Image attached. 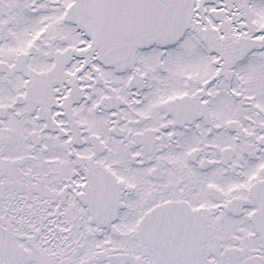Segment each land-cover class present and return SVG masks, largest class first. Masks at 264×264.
<instances>
[{
	"label": "snow or ice",
	"instance_id": "6c2138e0",
	"mask_svg": "<svg viewBox=\"0 0 264 264\" xmlns=\"http://www.w3.org/2000/svg\"><path fill=\"white\" fill-rule=\"evenodd\" d=\"M0 264H264V0H0Z\"/></svg>",
	"mask_w": 264,
	"mask_h": 264
}]
</instances>
